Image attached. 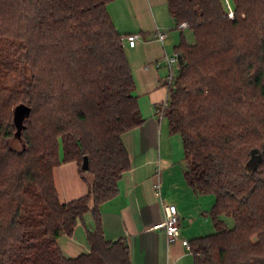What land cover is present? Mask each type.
Instances as JSON below:
<instances>
[{
	"label": "trees",
	"instance_id": "1",
	"mask_svg": "<svg viewBox=\"0 0 264 264\" xmlns=\"http://www.w3.org/2000/svg\"><path fill=\"white\" fill-rule=\"evenodd\" d=\"M111 1L0 0V264H131L101 212L132 167L123 135L145 121ZM168 1L187 26L164 116L188 183L215 197L216 231L189 241L194 262L264 264V0H230L233 17L226 0ZM69 161L88 193L62 202L54 170ZM86 214L91 250L67 256L59 239Z\"/></svg>",
	"mask_w": 264,
	"mask_h": 264
},
{
	"label": "crops",
	"instance_id": "2",
	"mask_svg": "<svg viewBox=\"0 0 264 264\" xmlns=\"http://www.w3.org/2000/svg\"><path fill=\"white\" fill-rule=\"evenodd\" d=\"M108 11L122 34L127 60L135 76L134 93L145 121L123 135L132 167L120 178L119 193L101 206L104 233L109 239H126L131 264H195L183 240L203 236L205 222L208 219L213 222L211 209L215 197L199 194L190 186L182 137H178V148L183 145L179 163L175 159L177 144L173 142V135L179 133H172L168 118L156 112L167 95L163 85L168 74L166 57L176 51L181 30L176 28L168 0H113ZM160 30L167 34L164 41L157 39ZM130 34L139 36L134 46L128 43ZM54 178L62 202L88 193L77 162L56 166ZM158 183L160 193L156 188ZM166 203L175 204L181 216V238L172 243L168 242L164 228L155 227L165 220ZM85 221V225L79 223L73 236L65 234L59 239L67 256L91 250L86 234V227L94 225L91 214H86Z\"/></svg>",
	"mask_w": 264,
	"mask_h": 264
},
{
	"label": "built area",
	"instance_id": "3",
	"mask_svg": "<svg viewBox=\"0 0 264 264\" xmlns=\"http://www.w3.org/2000/svg\"><path fill=\"white\" fill-rule=\"evenodd\" d=\"M228 7H230L231 12H229L230 16H234L230 0H226ZM182 28H185L187 26V22H183L179 25ZM157 39L160 41H164L167 34L164 31H158L157 33ZM138 34H130L127 37L129 45H133L136 43V40L138 39ZM167 67H168V74L164 77L163 85L167 89V95L164 98V100L160 101V104L157 106V113L160 116H164V113L166 109L170 105V99H171V88L174 83V80L176 78V73H174V65L179 63V54L178 52H174L173 55L167 56ZM157 190L160 193V183L156 185ZM164 212H165V220L162 223L156 224L155 227H162L165 231H167L168 235V242H176L180 240L182 230H181V216L178 213V209L175 204L173 203H166L164 205ZM184 244L187 246V248L190 250L191 245L189 244V241L183 240Z\"/></svg>",
	"mask_w": 264,
	"mask_h": 264
},
{
	"label": "rangeland",
	"instance_id": "4",
	"mask_svg": "<svg viewBox=\"0 0 264 264\" xmlns=\"http://www.w3.org/2000/svg\"><path fill=\"white\" fill-rule=\"evenodd\" d=\"M230 3H231V1H230ZM231 7H232V5H231ZM227 8H228V13L229 12H231V10H230V7H228L227 6ZM232 10H233V8H232ZM230 15V14H229ZM180 28H182V27H180L179 26V29ZM186 34H187V36H189V39H190V41H192L193 40V36L192 35H190V33L187 31L186 32ZM178 71V64L176 63L175 65H174V73H178L177 72ZM176 79L177 78H175V80L174 81H176ZM170 106V105H169ZM175 138H173V142H174V144H177L176 145V147H175V151H176V156H175V159H177L178 160V162L180 163V159L179 158H182V156H183V145L182 146H180L179 148H178V141H179V139L180 138H178V137H180V134H176V135H173ZM178 139V140H177ZM10 144L14 147V148H16V149H20L21 147H22V143H21V141L19 140V139H12L11 140V142H10ZM176 160V161H177ZM75 162V161H74ZM76 163V162H75ZM77 164H78V162H77ZM78 168H79V165H78ZM90 179H91V177L92 176H89V175H87ZM213 196V195H212ZM214 197V196H213ZM225 219H226V222H227V225L229 226V227H232L233 225H234V222H233V219L231 218V217H227V216H225ZM216 231V229L214 228V225H213V222H212V220H209L208 219V221H206L205 222V224H204V233H203V235H209L210 233H213V232H215Z\"/></svg>",
	"mask_w": 264,
	"mask_h": 264
},
{
	"label": "water",
	"instance_id": "5",
	"mask_svg": "<svg viewBox=\"0 0 264 264\" xmlns=\"http://www.w3.org/2000/svg\"><path fill=\"white\" fill-rule=\"evenodd\" d=\"M29 112H30L29 107L23 105L17 106L16 120L18 122H22V120L25 118V116H27V114H29ZM83 162H84L83 168L87 170L89 168V163H90L87 156L84 157Z\"/></svg>",
	"mask_w": 264,
	"mask_h": 264
}]
</instances>
